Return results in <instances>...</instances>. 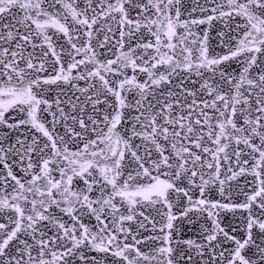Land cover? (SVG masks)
<instances>
[{
    "label": "snow or ice",
    "instance_id": "obj_1",
    "mask_svg": "<svg viewBox=\"0 0 264 264\" xmlns=\"http://www.w3.org/2000/svg\"><path fill=\"white\" fill-rule=\"evenodd\" d=\"M0 264H264V0H0Z\"/></svg>",
    "mask_w": 264,
    "mask_h": 264
}]
</instances>
